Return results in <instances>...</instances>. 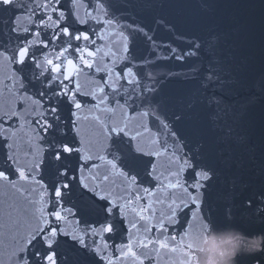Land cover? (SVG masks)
<instances>
[{
	"label": "snow or ice",
	"instance_id": "snow-or-ice-1",
	"mask_svg": "<svg viewBox=\"0 0 264 264\" xmlns=\"http://www.w3.org/2000/svg\"><path fill=\"white\" fill-rule=\"evenodd\" d=\"M210 141L264 160V0H0V264H173L221 202L264 234Z\"/></svg>",
	"mask_w": 264,
	"mask_h": 264
},
{
	"label": "water",
	"instance_id": "water-1",
	"mask_svg": "<svg viewBox=\"0 0 264 264\" xmlns=\"http://www.w3.org/2000/svg\"><path fill=\"white\" fill-rule=\"evenodd\" d=\"M226 0H221V3H225ZM223 12L228 11L227 9H222ZM209 156L218 165L221 160H231L233 163L231 167L224 168V179L225 186L220 188V192H226V183L229 177L239 176L244 182L250 183L253 187L260 188L264 186V177L258 175V170L264 166V160L261 159L259 154L255 160H250L247 152L243 147H238L234 144H217L214 141H210L209 145ZM237 164L240 167H237ZM226 202H221L217 206V212L214 217V227L223 229L225 227H233L241 230L248 231L249 225H256L255 230L259 231L261 225L255 220V218H248L243 215V209L235 210L236 219L229 221L225 219L224 208ZM241 264H247L246 261H242Z\"/></svg>",
	"mask_w": 264,
	"mask_h": 264
},
{
	"label": "clouds",
	"instance_id": "clouds-1",
	"mask_svg": "<svg viewBox=\"0 0 264 264\" xmlns=\"http://www.w3.org/2000/svg\"><path fill=\"white\" fill-rule=\"evenodd\" d=\"M197 251L192 257H185L180 251L173 258V264H233L234 257L243 253L264 250V234L247 236L233 227L209 232L195 242Z\"/></svg>",
	"mask_w": 264,
	"mask_h": 264
}]
</instances>
